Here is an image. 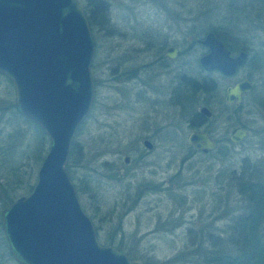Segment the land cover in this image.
I'll return each mask as SVG.
<instances>
[{"label":"rangeland","instance_id":"1","mask_svg":"<svg viewBox=\"0 0 264 264\" xmlns=\"http://www.w3.org/2000/svg\"><path fill=\"white\" fill-rule=\"evenodd\" d=\"M104 1L107 24L91 30L94 99L75 131L66 165L81 209L101 244L144 264H203L216 251L235 255L228 243L231 226L247 209L242 192L247 179L239 164L244 156L254 161L261 150L250 145L260 137L256 130L237 145L230 143L228 134L252 116L256 127L261 125L260 117L244 110L236 115L224 107L220 102L230 79H218L210 102L215 121L209 125L216 146L208 153L195 151L187 142L192 129L181 106L168 103L169 88L161 93L159 80L150 76L151 90L136 94L138 68L150 58L140 56L138 49L144 42L173 44L188 52V71L195 74L201 51L195 40L204 35V27H213L229 42L235 36L236 41L264 44L263 0ZM78 2L86 8V0ZM207 9L215 15L206 16ZM144 70L143 76L154 73L149 67ZM246 75L244 65L231 80ZM167 81L168 76L161 83ZM189 95V111L197 110L201 100ZM13 96L11 83L0 75V214L30 191L48 145L32 121L16 112ZM147 127L155 133L151 149L141 144ZM253 178L264 184V175ZM214 238L222 245L213 246ZM261 241L264 246V222ZM0 264H17L1 229Z\"/></svg>","mask_w":264,"mask_h":264},{"label":"water","instance_id":"2","mask_svg":"<svg viewBox=\"0 0 264 264\" xmlns=\"http://www.w3.org/2000/svg\"><path fill=\"white\" fill-rule=\"evenodd\" d=\"M196 42L208 49L199 60L206 69L230 74L241 63L243 53L228 57L210 32ZM94 46L78 0H0V75L13 87L15 110L48 140L30 191L0 214V229L17 264H144L98 241L66 166L75 131L94 99ZM171 50L166 51L168 57ZM245 84L228 88V96H237ZM245 134L236 128L230 139ZM187 142L195 151L214 147L202 131L190 132Z\"/></svg>","mask_w":264,"mask_h":264},{"label":"flooded vegetation","instance_id":"3","mask_svg":"<svg viewBox=\"0 0 264 264\" xmlns=\"http://www.w3.org/2000/svg\"><path fill=\"white\" fill-rule=\"evenodd\" d=\"M262 5L264 7L263 3ZM256 29L258 30L259 27ZM262 29L264 30V26H262ZM208 32L212 33V35L220 41L222 46L227 50L228 57L233 58L238 56L240 53H243L240 65H238L232 73L224 74L216 68L206 69L199 62V60L202 56L207 54L208 49L205 45L196 42L197 39L195 40V44L200 46L201 51L198 53L196 59L198 70L195 74H189L187 51H179L176 46L168 42H144L141 43L142 48L138 49V54L140 56L149 55L150 58L148 63H143V65H140L138 68L140 75H136L137 77H135L136 94H142L143 92L146 93L151 90L150 76H154L155 79L159 80L160 85L157 87L160 88L161 93L164 91L167 92L169 88L168 98L170 101L168 103L173 106H181L183 116L186 119V124L190 127V129H192L190 132H205L214 142V147L211 150L207 152L199 151L201 153H208L214 150L216 146V141L211 137L209 129L210 123L215 121L214 113L210 109V102L211 99L215 98L214 91H216L218 86L217 80L230 79L229 83L225 85L223 89L221 102L219 96L217 101L224 107L233 109L236 115L237 113H242V110H244L247 115H254V113H257L260 117L259 122L261 125L256 127V123H258V121L254 118V116L249 119L247 118L246 121L248 124H235L233 128L230 129L228 139L231 144L237 145L246 141L251 131L253 132L256 130V134L260 136L255 140L252 139V143L250 144L253 149L261 150L260 157H256L253 161L247 156H244L241 159L239 167L240 172L242 173L241 176L245 175V178L247 179V181H245V186L247 187L246 189H255L264 194V184L259 181L256 182L253 178V175H264V44L261 43L260 45H253L252 43H248V40L236 41L237 38L235 36H232V39L234 40L229 42L217 32L213 33L212 31H206L204 35ZM204 35L198 39H202ZM168 48H172L170 51L172 54L171 57H168L166 54ZM179 56L182 59L180 63H177L176 61L179 59ZM244 65H246L247 68V75L243 78L231 80ZM147 67H149V70L153 69L154 73L152 74V72H150L149 75H141V69L144 74L146 72L144 69H147ZM166 76H168V81L167 83L162 84L161 82ZM143 77L147 78L144 79ZM242 81H245L246 84L240 88L237 96H228V88H231ZM189 94L195 95L196 100H201V104L198 106L197 110L189 111ZM194 100L191 102H194ZM236 115L234 114V118L237 117ZM236 128L245 130L246 134L238 140H232L230 139V133ZM153 130V127H147L146 131H148V133L141 136V144L143 146H145L144 142H147L152 148V142L150 139H155V133ZM126 158L128 160V157ZM235 170L236 169H234V171ZM260 172L262 174H259Z\"/></svg>","mask_w":264,"mask_h":264},{"label":"trees","instance_id":"4","mask_svg":"<svg viewBox=\"0 0 264 264\" xmlns=\"http://www.w3.org/2000/svg\"><path fill=\"white\" fill-rule=\"evenodd\" d=\"M211 2L212 0H205V3L210 4ZM107 8L108 4L104 0H86V8L82 9L90 30H93L96 25L107 24ZM204 13L209 17V15H215L216 12L207 9ZM96 18H98V23H96ZM203 31L216 33L213 27H204ZM34 126L44 135L36 124ZM246 188L244 185L242 192L246 195L247 209L234 218L228 238V243L232 244L231 247L234 249L235 255L226 253L220 255L219 251L212 252L213 258L207 257L203 264H264V246L261 241V227L264 222V194L255 189H249V191ZM214 241L213 246L222 245L218 238H214Z\"/></svg>","mask_w":264,"mask_h":264}]
</instances>
